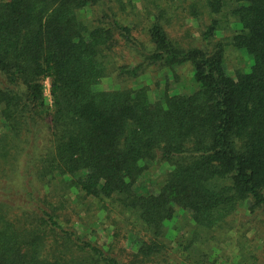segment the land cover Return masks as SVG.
<instances>
[{
    "label": "trees",
    "instance_id": "16d2710c",
    "mask_svg": "<svg viewBox=\"0 0 264 264\" xmlns=\"http://www.w3.org/2000/svg\"><path fill=\"white\" fill-rule=\"evenodd\" d=\"M257 219L264 0H0V264H256Z\"/></svg>",
    "mask_w": 264,
    "mask_h": 264
},
{
    "label": "rangeland",
    "instance_id": "374dc122",
    "mask_svg": "<svg viewBox=\"0 0 264 264\" xmlns=\"http://www.w3.org/2000/svg\"><path fill=\"white\" fill-rule=\"evenodd\" d=\"M232 52V55H231V58H232V60H233V62L236 64V63H238V62H236L235 60H234V57H235V52L234 51H231ZM228 68V67H227ZM186 70H188V68L186 69ZM229 70H232V69H230L229 68ZM151 82V80H150V76H148V75H143V76H141V77H139V78H137L136 80H134V81H132V83L134 84V85H140L141 83H150ZM151 84V83H150ZM45 85H46V96H47V101L48 102H51V94H50V80L49 79H47L46 81H45ZM104 86L105 87H111L112 85H111V81H109V80H105L104 81ZM149 94H150V96L154 99L155 98V96L157 95V91H156V89L155 88H152L151 90H150V92H149ZM159 174H161L160 173V170H156L154 173H153V177H155L156 179H158V175ZM160 176V175H159ZM140 183L143 185V183L145 184V186L147 187V189L149 188L148 186H150L149 185V182H148V180H146V179H143V181H140ZM151 187V186H150ZM246 210H245V208L244 207H242L239 211H238V217H240V215H242V216H246V212H245ZM178 213H181V211H179ZM100 215L102 216L103 215V213H100ZM244 220H245V218H244ZM256 224H257V226L256 227H254V228H252V229H250V231H248L247 232V238H249V241H248V243H249V248L250 249H252V251L254 252V254L256 255V261H257V263L256 264H264V225L260 222V220L259 219H257L256 221ZM77 226H78V228L80 229V230H83L84 229V227L82 226V224H77ZM95 227V229L97 230V234L96 235H94V236H92L93 238L94 237H96L99 241H101V242H108L109 240H110V232H108L107 231V228H108V225H105V226H103V225H101L100 223H96L95 225H94ZM244 229L245 228H242V230L241 231H244ZM235 231H232V235L234 236V238H235V243L233 244V240H231L232 241V243H224L223 244V251L226 253V255L225 256H228V255H230V254H234L233 252H235V251H237L238 250V248L236 247V244L238 243V242H241V243H244L243 242V240L244 239H242L243 238V233L244 232H241L240 233V230H239V232H237L236 230H237V228L236 229H234ZM175 235H176V231L174 230L173 231V229L171 230V232H170V237L171 238H174L175 237ZM250 239H251V241H250ZM242 240V241H241ZM242 244H240V243H238V246H241ZM251 251V252H252ZM217 252H219V251H217ZM223 261V260H222Z\"/></svg>",
    "mask_w": 264,
    "mask_h": 264
}]
</instances>
